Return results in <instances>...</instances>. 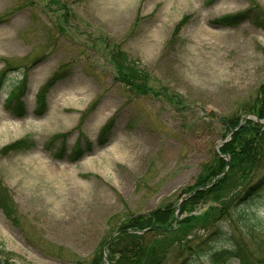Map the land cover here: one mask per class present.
<instances>
[{
  "label": "rangeland",
  "instance_id": "obj_1",
  "mask_svg": "<svg viewBox=\"0 0 264 264\" xmlns=\"http://www.w3.org/2000/svg\"><path fill=\"white\" fill-rule=\"evenodd\" d=\"M254 7L264 0H0V259L88 260L129 216L179 199L223 139L221 118L264 81L255 12L216 22ZM17 81L22 115L4 106Z\"/></svg>",
  "mask_w": 264,
  "mask_h": 264
},
{
  "label": "trees",
  "instance_id": "obj_2",
  "mask_svg": "<svg viewBox=\"0 0 264 264\" xmlns=\"http://www.w3.org/2000/svg\"><path fill=\"white\" fill-rule=\"evenodd\" d=\"M252 12H255L253 22L264 28V12L259 7L221 17L216 22L235 26L250 18ZM182 21L176 24L172 37ZM114 63L126 76L124 81L132 84V77L122 71L121 64ZM4 76L1 74L0 83ZM19 84L13 87L4 106L22 115L24 85ZM37 100V104L43 106V93ZM247 114L264 120V81L253 95L238 104L237 113L221 118L225 129L223 139L233 132L203 163L201 172L181 191L179 199L148 213L129 216L117 226L116 234L109 235L88 260H79L76 264H189L193 258L201 257L210 264H222L232 258L239 264H264V255L255 259L248 248L249 242L258 250H264V216L257 211L264 200V124L243 118ZM108 130L105 125L99 137L104 138ZM24 144V140H18L7 149L24 148L27 146ZM83 153L76 142L69 160L75 161ZM209 201L206 209L198 213L197 209ZM1 206L7 210L3 202ZM190 229L196 230L193 235H189ZM223 237H227L231 245L215 246V241ZM0 264L14 263L0 259Z\"/></svg>",
  "mask_w": 264,
  "mask_h": 264
},
{
  "label": "water",
  "instance_id": "obj_3",
  "mask_svg": "<svg viewBox=\"0 0 264 264\" xmlns=\"http://www.w3.org/2000/svg\"><path fill=\"white\" fill-rule=\"evenodd\" d=\"M245 118H246V119H247V118H253V119H255L256 121H258V122L264 124V120H257L256 117H255L254 115H247ZM232 132H233V131L229 132V135H230Z\"/></svg>",
  "mask_w": 264,
  "mask_h": 264
},
{
  "label": "bare ground",
  "instance_id": "obj_4",
  "mask_svg": "<svg viewBox=\"0 0 264 264\" xmlns=\"http://www.w3.org/2000/svg\"><path fill=\"white\" fill-rule=\"evenodd\" d=\"M229 137H230L229 133H227V134L224 136L225 139H228Z\"/></svg>",
  "mask_w": 264,
  "mask_h": 264
}]
</instances>
